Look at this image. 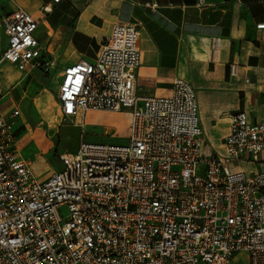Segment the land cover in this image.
Wrapping results in <instances>:
<instances>
[{"label":"built area","instance_id":"2783aa9c","mask_svg":"<svg viewBox=\"0 0 264 264\" xmlns=\"http://www.w3.org/2000/svg\"><path fill=\"white\" fill-rule=\"evenodd\" d=\"M39 26L23 8L1 16L2 60L50 73ZM141 63L137 26L119 22L93 60L63 68L62 120L128 109V143L82 140L41 179L20 152L21 110L0 107V264H230L242 252L264 264V171L242 167L264 151V118L232 113L225 153L206 154L194 87L178 79L168 96L141 95Z\"/></svg>","mask_w":264,"mask_h":264},{"label":"crops","instance_id":"0c3cea01","mask_svg":"<svg viewBox=\"0 0 264 264\" xmlns=\"http://www.w3.org/2000/svg\"><path fill=\"white\" fill-rule=\"evenodd\" d=\"M18 8L40 22L37 36L41 42L65 48L60 60L54 55L59 67L52 101L56 111L60 110L57 91L63 68L81 59L93 60L112 27L125 22L135 24L140 32L139 94L168 96L178 79L190 82L196 94L203 92V99L197 94V101L206 141L204 153H225L224 138L232 113L245 112L253 122L264 118V28L257 27L264 23V0H64L58 4L52 0H0V17ZM7 46L8 37L0 28L1 110L20 109L22 101L30 104L39 96L46 103L52 91L43 82L42 87L37 83L27 91L26 74L2 60ZM231 64L237 65L233 76ZM36 107L39 111L38 103ZM214 120L225 135L218 148L208 151L205 130L213 129ZM19 125L27 127L23 121ZM242 167L248 173L264 171V151L257 161H245ZM230 264H249L248 255L239 253Z\"/></svg>","mask_w":264,"mask_h":264},{"label":"rangeland","instance_id":"374dc122","mask_svg":"<svg viewBox=\"0 0 264 264\" xmlns=\"http://www.w3.org/2000/svg\"><path fill=\"white\" fill-rule=\"evenodd\" d=\"M45 30L42 28V38H45ZM51 50L60 60L65 53V48H60L53 43ZM91 61V60H89ZM59 67L55 66L50 73H45L39 69H33L24 78V84L28 91L31 87L39 85L52 91L50 99L44 102L43 98H32L30 104L28 100L20 103L22 115L17 119L18 123L25 122L27 127H23L18 132V144L22 157L32 164V170L38 178L47 175L61 168V155L73 153L78 148L82 140L93 143L127 144L128 125L130 110L124 109L123 114L90 111L87 119L77 121H63L60 110L56 111L52 101L55 99L56 87L59 79ZM38 81V82H37ZM23 92L22 89H18ZM30 96L33 90H30ZM198 98L203 92H198ZM203 99V96H201ZM6 101V98L4 99ZM4 102V101H3ZM37 103L39 111L37 109ZM13 111L11 108L8 114ZM201 124L202 119H201ZM203 126V125H202ZM207 134V149L218 148L225 135L222 125L216 120L213 121V129L205 130Z\"/></svg>","mask_w":264,"mask_h":264}]
</instances>
